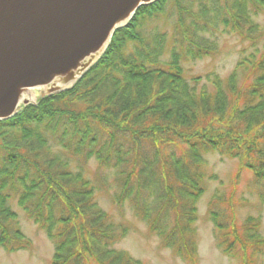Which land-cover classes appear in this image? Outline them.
<instances>
[{"label":"trees","instance_id":"trees-1","mask_svg":"<svg viewBox=\"0 0 264 264\" xmlns=\"http://www.w3.org/2000/svg\"><path fill=\"white\" fill-rule=\"evenodd\" d=\"M168 1L139 7L71 90L0 121V246L5 250L28 245L11 206L16 198L53 240L51 264H146L115 247L127 226L99 207L94 186L80 171H71L77 154L79 160L93 155L99 165L120 166L119 197L129 198L163 245L192 262L202 155L216 150L237 158L264 188V49L244 57L225 78L211 74L206 80L212 89L200 84L199 76L189 80L184 68L210 53L195 37L198 29L215 17L210 27L219 23L248 37L244 28L257 29L251 15L262 10L264 0H171L178 11L172 35L139 34ZM188 13L194 17L187 23ZM130 43L133 51L126 49ZM209 213L221 253L238 264H260V218L249 215L239 222L230 207L223 213L210 207Z\"/></svg>","mask_w":264,"mask_h":264},{"label":"rangeland","instance_id":"rangeland-1","mask_svg":"<svg viewBox=\"0 0 264 264\" xmlns=\"http://www.w3.org/2000/svg\"><path fill=\"white\" fill-rule=\"evenodd\" d=\"M182 4L188 3L183 1ZM211 6L215 7L214 4ZM192 10H197V3L193 5ZM177 15L176 6L169 0L164 10L146 20L137 32L144 37H152L155 34H165L166 37H170ZM213 15H216L215 11ZM193 17L191 13H188L186 22L191 21ZM252 18L258 24V30L245 27L244 31L249 35L246 38H241L236 32L225 29L219 23L214 28L210 27L214 24L215 17L202 31L198 29L195 37L210 48V53L201 59L184 63L188 79L199 76L200 84H206L209 89H212L206 80L211 74L225 78L237 66V62L248 57L254 48L262 52L264 48V10L252 13ZM255 35H258V40L253 42L250 38ZM134 47L135 44L130 43L126 49L133 51ZM60 139L66 142V138ZM78 158L77 154L76 160L72 162L71 171H80L95 187V198L100 207L116 223L125 224L128 227L126 234L116 244V247L145 263L238 264L237 260L221 255L219 248L216 247V232L210 221V207L220 213L227 212L230 207L234 210L238 221H243L248 215L258 216L261 220L260 232L264 235V188L253 183L249 170L244 169L239 172L237 159L214 151L204 154V192L196 203L197 252L194 260L196 262L188 263L177 257L170 248L163 246L160 239L154 235L155 233L149 231L145 220L135 212L127 197L119 198L122 186L116 180V173L120 166L114 168L104 163L99 166L93 155L87 159L84 156L81 160ZM113 162L114 159L110 158L108 164L111 165ZM145 198L142 197V199ZM150 200L147 199L148 204ZM11 206L17 214L19 229L28 240V245L13 252L0 247V264H51L54 242L45 228H40L26 215L17 204L16 198L11 201ZM145 212L144 208L142 213ZM261 264H264V254Z\"/></svg>","mask_w":264,"mask_h":264},{"label":"water","instance_id":"water-1","mask_svg":"<svg viewBox=\"0 0 264 264\" xmlns=\"http://www.w3.org/2000/svg\"><path fill=\"white\" fill-rule=\"evenodd\" d=\"M155 0H0V120L69 88Z\"/></svg>","mask_w":264,"mask_h":264}]
</instances>
